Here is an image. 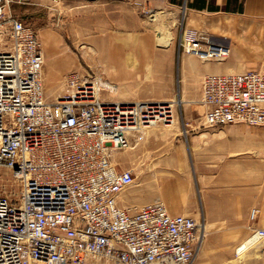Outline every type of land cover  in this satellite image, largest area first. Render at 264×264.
<instances>
[{"label": "built area", "instance_id": "built-area-1", "mask_svg": "<svg viewBox=\"0 0 264 264\" xmlns=\"http://www.w3.org/2000/svg\"><path fill=\"white\" fill-rule=\"evenodd\" d=\"M0 0V168L17 188L0 193V264H189L206 237L205 223L171 214L163 202L121 207L119 195L135 184L118 170L112 152L128 135L175 122L172 101L111 102L96 76L72 71L62 94L48 101L45 54L37 31ZM151 14L142 0H132ZM179 47L203 61H221L230 48L196 30ZM205 123L264 126V62L240 73L205 74ZM2 179L3 176H1ZM253 208L250 220L255 221ZM264 242V227L236 248L240 255Z\"/></svg>", "mask_w": 264, "mask_h": 264}, {"label": "crops", "instance_id": "crops-1", "mask_svg": "<svg viewBox=\"0 0 264 264\" xmlns=\"http://www.w3.org/2000/svg\"><path fill=\"white\" fill-rule=\"evenodd\" d=\"M53 1L54 13L45 4L44 26L35 29L45 45L44 66L51 78L82 72V62L102 63L101 69L93 70L101 78L147 79L150 81H146L148 90L144 94L178 95L187 102L201 98L205 74L240 73L261 61V54L230 45V54L224 60L203 61L182 54L177 68L178 40L166 39L159 32L163 29L162 15H166L167 25L183 18L184 28L207 33L219 42L224 14L227 19L233 15L244 23H262L264 0H147L154 12L151 16L144 15L132 0H83L79 4ZM78 5L90 6L103 16L96 19L104 24L95 28L101 33L90 35V41L83 45L84 49H94V54L86 58L82 48L81 53L73 43L54 47L49 40L51 28L47 24L52 19L47 15L54 14L55 24L62 28L77 21ZM14 15L23 21L26 18L24 13ZM228 26L230 31L245 27L240 22ZM157 99L126 95L103 100ZM128 139L127 148L112 152L118 170H132L136 177L135 184L119 195L121 207L163 202L171 214L192 216L207 224L208 234L189 264H264V242L240 255L235 253L250 235V226L264 227V129L242 123L211 127L188 114L183 122L145 128L130 133ZM253 208L259 212L255 221L250 220Z\"/></svg>", "mask_w": 264, "mask_h": 264}, {"label": "rangeland", "instance_id": "rangeland-1", "mask_svg": "<svg viewBox=\"0 0 264 264\" xmlns=\"http://www.w3.org/2000/svg\"><path fill=\"white\" fill-rule=\"evenodd\" d=\"M37 2V3H34ZM83 0H73V3H80ZM176 1H183V0H176ZM143 2V0H142ZM146 5V8H149V2L147 0H144ZM143 2V3H144ZM38 3H42L41 6L38 5ZM55 3L53 0H32L25 4H14L12 6V12L13 14H19L24 13L26 18H24V21L32 26L34 29L39 30V28L44 26V23L42 20H44V10L47 9L45 4H48L49 7H52V13H54V7ZM78 10L80 11L78 15H76L77 21L74 23H68L64 26H59L55 24V16L54 14L47 17H51L52 23L47 24L49 28H51V36L49 37V40L52 42V46H58L60 44L65 45L64 47H67V45L75 44L78 48V50L81 51V48L84 53V57L91 56V54H94V49H84L83 45L88 43L90 41V35H93L95 33H101V31L95 30L96 27L99 25L102 26L104 24L99 23L96 21V19H99L103 16L97 15L96 10L93 8L86 7L83 5H78ZM143 12V11H142ZM154 12L151 14H145L147 16L153 15ZM229 15V14H228ZM227 15L224 14V29L218 33L219 38L217 39V43L226 45L230 48V45H239L242 46L244 49H250L255 54H261V61L254 66L248 68L255 69L261 65L262 62H264V22L262 23H244L245 21L242 19H236L233 15L232 17H229L227 19ZM78 18H80L78 20ZM164 20L162 21V19ZM164 22L161 26H163V29L160 30V34L163 35L166 39L176 38L178 40V58H177V68L179 64V57L184 54L180 47L179 42L182 37V34L186 30H192L184 28L183 25V18H180L177 20L175 25H167L166 23L168 20L166 19V15H162L161 22ZM235 22L242 23L245 27L244 29H238V31H230L229 24H235ZM99 23V24H98ZM227 24V25H226ZM47 26V27H48ZM201 32V31H198ZM204 33V32H201ZM208 36H210L207 33H204ZM222 35V36H221ZM212 39V37L210 36ZM213 40V39H212ZM225 42V43H224ZM43 43V41H42ZM85 44V45H86ZM82 45V47H81ZM43 46L45 48V45L43 43ZM86 55V56H85ZM229 56V55H228ZM82 72L83 74H89L92 76H96L97 80L100 82V85L102 87V90L100 91V96L102 99H117L122 98V96H133L138 98H152L156 99V101H172L174 104L175 109V122L173 124H177L178 122H183V119H185L186 115L191 114V118L194 120H205V106L203 105L201 99L196 101H183V98L178 95H170V96H164L160 94H154V95H147L144 94L143 91H147L148 88L146 81H150L147 79H107V78H101V75L97 72L93 71L96 67L102 68V63H84L82 62ZM95 66V67H93ZM43 70V80H44V87H45V93L48 101H55L56 98L62 94L63 87H64V80L66 74H62L60 76H57L55 78L48 77L47 70ZM245 70V71H247ZM178 71V69H177ZM244 72V71H243ZM177 79L175 81V86L177 87L179 85L178 81V73ZM140 82L139 84L135 83ZM142 82V83H141ZM134 83L133 86H130L128 89L122 88L125 84H131ZM168 99H162V98ZM259 129H264V126H254ZM262 159H258L257 161H261ZM3 176L4 179L1 178ZM15 190L17 189L12 182L9 180V176L7 172L3 171L2 168H0V193H4L7 190ZM206 234H208L209 229L207 228V224H205ZM115 264L110 261L106 260H100L96 258L89 257L86 260L85 264Z\"/></svg>", "mask_w": 264, "mask_h": 264}]
</instances>
